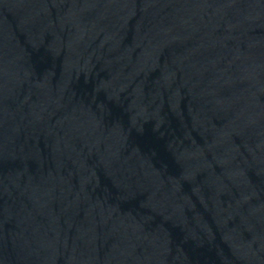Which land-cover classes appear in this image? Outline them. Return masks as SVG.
I'll use <instances>...</instances> for the list:
<instances>
[{
	"label": "water",
	"instance_id": "water-1",
	"mask_svg": "<svg viewBox=\"0 0 264 264\" xmlns=\"http://www.w3.org/2000/svg\"><path fill=\"white\" fill-rule=\"evenodd\" d=\"M0 264H264V0H0Z\"/></svg>",
	"mask_w": 264,
	"mask_h": 264
}]
</instances>
